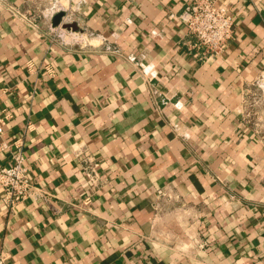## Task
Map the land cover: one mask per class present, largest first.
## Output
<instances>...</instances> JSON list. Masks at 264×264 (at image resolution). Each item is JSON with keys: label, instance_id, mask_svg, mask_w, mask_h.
Returning a JSON list of instances; mask_svg holds the SVG:
<instances>
[{"label": "crops", "instance_id": "1", "mask_svg": "<svg viewBox=\"0 0 264 264\" xmlns=\"http://www.w3.org/2000/svg\"><path fill=\"white\" fill-rule=\"evenodd\" d=\"M191 1L0 0L1 139L45 196L0 188L3 264H264V0H216L233 33L211 57Z\"/></svg>", "mask_w": 264, "mask_h": 264}, {"label": "built area", "instance_id": "2", "mask_svg": "<svg viewBox=\"0 0 264 264\" xmlns=\"http://www.w3.org/2000/svg\"><path fill=\"white\" fill-rule=\"evenodd\" d=\"M3 2V1H2ZM56 11L55 2L49 4L46 18L49 20ZM15 15L21 16L20 13ZM30 23L34 21L28 20ZM187 31L194 38L191 45L196 50H201L204 57L218 56L227 47L233 33V20L226 10L219 7L216 0H192L182 14ZM46 73L51 77L54 70L48 68ZM10 119V114L4 111L0 114V147L10 152V162L7 166L0 167V188L3 191L2 201L9 207L34 197L37 193L44 198L31 178V166L24 156L21 138L14 140L12 146L2 141L4 126ZM97 164L90 161L83 167L84 175L93 186L98 184V175L95 171ZM160 196L166 197L167 191H158ZM170 198V196H167ZM5 260L0 252V264Z\"/></svg>", "mask_w": 264, "mask_h": 264}, {"label": "water", "instance_id": "3", "mask_svg": "<svg viewBox=\"0 0 264 264\" xmlns=\"http://www.w3.org/2000/svg\"><path fill=\"white\" fill-rule=\"evenodd\" d=\"M64 16V13L59 11L52 14L50 18V24L52 27H61L66 30H77V26L74 23L70 22H63L62 18Z\"/></svg>", "mask_w": 264, "mask_h": 264}]
</instances>
